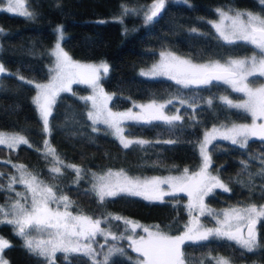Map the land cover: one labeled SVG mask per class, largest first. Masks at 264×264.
<instances>
[{"label": "trees", "instance_id": "16d2710c", "mask_svg": "<svg viewBox=\"0 0 264 264\" xmlns=\"http://www.w3.org/2000/svg\"><path fill=\"white\" fill-rule=\"evenodd\" d=\"M153 1L24 0L25 8L35 12V19L0 10V65L6 71L0 74V131L24 134L34 145L32 148L21 145L14 151L0 146V184L5 189L0 191V205L14 200V192L7 191V185L13 172L11 165L18 163L46 182L58 183L73 201L70 210L74 214L100 217L111 213L142 226L159 225L170 234L183 230L188 218L183 194L165 197V203L138 196H117L101 206L92 193L85 194L91 188V173L123 169L131 175L164 176L180 174L184 168L192 172L199 165L197 144L205 129L223 121L250 123V117L235 109L221 105L214 110L207 106L205 101L210 97L240 98L221 82L183 89L174 81L142 77L139 72L155 61L162 50L191 56L198 62L249 53L250 47L243 42L228 45L219 40L209 21L216 18V9L259 13L264 5L258 0H165L160 15L153 23L146 24L143 12ZM121 5L138 9L139 14L121 17ZM57 25H62L64 31L61 46L74 60L104 61L109 65V73L102 78L101 86L112 96L109 107L113 111L128 109L133 102H150L152 99L164 102L174 98L179 90L187 99L195 98L199 103L195 115L191 107L174 99L165 112L173 114L179 108L183 120L176 122L177 127L172 131L162 122L151 125L126 122L125 132L130 133L129 137L150 143L144 148L133 145L125 149L102 132V128L92 131L84 102L80 99L88 89L85 85L74 84L73 92L61 93L53 107L49 118L51 134L47 139L65 164H75L90 171L79 184L74 183L76 177L71 169H63L64 174L58 182L49 180L48 168L52 162L50 157L47 160L43 157L44 136L32 102L34 89L21 77L35 82L48 78L51 56L47 52L55 40ZM164 140L176 142L163 143ZM209 151L212 157L210 171L219 175L231 191L214 190V194L205 198L208 206L221 209L264 204V176L258 175L264 168V141L253 138L241 149L227 141L216 140L209 145ZM245 165L247 172L243 170ZM249 182L255 185L251 189L245 187ZM202 220L209 224L205 217ZM111 224L113 231L123 230L119 221ZM257 234L259 247L251 253L226 240L188 242L184 245L188 264H213L212 259L216 257L230 258L232 264H264V221L257 224ZM0 237L11 244L3 252L9 264H43L41 259L26 252L23 241L13 234L12 226L0 224ZM64 256V253H57L55 264H91L80 254H68L67 260ZM113 259L130 264L123 257Z\"/></svg>", "mask_w": 264, "mask_h": 264}, {"label": "snow or ice", "instance_id": "6c2138e0", "mask_svg": "<svg viewBox=\"0 0 264 264\" xmlns=\"http://www.w3.org/2000/svg\"><path fill=\"white\" fill-rule=\"evenodd\" d=\"M3 2L4 0H0V3ZM260 3L264 5V0H260ZM121 8V17L139 14L138 9L129 8L127 5H121ZM164 8L165 0H156L151 8L144 11V22L153 23L154 18L158 17ZM3 10L17 13L27 19H35L36 15L34 11L25 8L24 0H7V7ZM216 11L218 21L209 23L215 29L217 38L228 45L237 42L251 45L255 50L251 57L230 56L224 60L210 59L207 62H198L191 56L162 50L158 62L146 71L141 70L140 75L167 77L183 89L209 86L214 81L226 84L232 92L242 94L243 98L234 100L229 95H221L210 97L205 103L214 110L221 105L227 109L238 110L244 113L245 117H251V122L213 125L210 130H206L203 138L198 141L201 163L196 171L190 172L188 168H184L179 175L141 178L130 176L123 169H108L100 174L91 173V188L85 193H92L101 206L117 196H138L151 202L165 203V197H177L183 193L187 196L186 208L189 216L183 230L179 234H170L163 231L159 225L143 227L138 222L111 213L100 217L74 214L70 210L73 201L64 194L58 183L46 182L24 165H13L19 173V178L11 176L7 191H12L13 185L19 183L24 186L25 192H16L15 200L7 205H0V224L12 226L13 234L23 241V247L29 255L41 259L43 264H55L57 253H64L66 260L68 254H80L90 260L91 264H122V261L113 259L114 257H127L130 264H188L184 251V245L188 242L195 244L212 239L226 240L234 242L240 249L249 253L259 247L256 225L264 221V204L238 205L217 213L207 207L205 198L214 194L217 188L224 192L231 191L219 175H213L210 171L212 157L209 145L213 141H230L241 149L246 148L253 138L264 141V81L249 80V77H264V8H261L259 13L233 9ZM55 31L58 35L57 42L50 52L54 60L49 67L48 82L25 81L32 84L36 90L32 102L39 113L42 131L46 135L51 134L49 118L58 97L61 93L73 92L74 84L87 85L91 89L90 95L80 99L84 102L92 131H100L96 127L99 124L105 125L106 133L117 138L125 149L133 145L144 148L150 143L143 139L128 138L130 133L125 132L126 122L144 125L162 122L172 131L177 127L176 122L183 120L179 108L175 114L165 112L174 99L181 105L191 107L192 114L195 115L199 103L195 98L187 99L179 90L174 98L164 102L152 99L145 104H133L139 111H113L109 107L112 96L101 86L102 78L107 77L109 73V65L104 61L82 63L74 60L61 46L64 39L63 26L58 25ZM4 71L3 65H0V73ZM257 84L259 86H255ZM216 101H219V104ZM21 145L29 148L34 146L24 134L8 135L0 132V146L14 151ZM43 157L46 160L51 158L52 164L48 168V179L51 181L58 182L59 177L64 174L63 169H71L76 177L74 183L79 184L90 171L75 164H65L48 139H44ZM243 170L247 172L246 165ZM258 175L264 176V168ZM254 186L251 182L245 185L250 189ZM4 190V186L0 184V191ZM203 216L212 217L216 226L205 227L200 220ZM112 221L122 222L123 230L113 231ZM137 228H141L145 235L137 233ZM97 237H102L104 243L94 247ZM125 240L128 242L127 247L119 243ZM10 246L8 240L0 238V264H9L4 259L3 252ZM128 248L138 254L135 259L128 255ZM216 264H232V261L227 257H218Z\"/></svg>", "mask_w": 264, "mask_h": 264}, {"label": "rangeland", "instance_id": "374dc122", "mask_svg": "<svg viewBox=\"0 0 264 264\" xmlns=\"http://www.w3.org/2000/svg\"><path fill=\"white\" fill-rule=\"evenodd\" d=\"M259 2H260V0H258ZM156 2V0L155 1H153V2H151L150 4H149V6H147L146 7V9L145 10H147V9H149V8H151V6L153 5V3H155ZM25 5V4H24ZM7 7V0H4V2L3 3H0V10H3V9H5ZM217 10V9H216ZM3 11H5V10H3ZM237 11H240V12H248V11H245V10H237ZM6 12H8V11H6ZM217 12V11H216ZM8 13H11V14H17V13H14V12H8ZM144 13V12H143ZM17 15H19V14H17ZM143 21H144V15H143ZM210 21H218V14H217V16H216V18L214 19V20H210ZM211 25V24H210ZM58 26V25H57ZM57 26H55V28H54V32H55V40H54V42L52 43V46L48 49V54L50 55V52H51V50L54 48V45H55V43L57 42V33H56V31H55V29H56V27ZM214 31H215V29H214ZM216 33V32H215ZM217 35V34H216ZM249 47H250V52L249 53H246V54H243V55H241V56H235V57H233V58H244V57H251V55L253 54V51H255L254 49H253V47L251 46V45H248ZM161 51H159L158 52V54H157V58L155 59V61H153L152 63H150L148 66H146V67H144V68H141L140 69V72H141V70H148L154 63H156V62H158V60H159V53H160ZM187 57V56H186ZM54 60V57H51V64H52V61ZM224 60V59H223ZM76 61H79V62H82V63H100V62H96V61H81V60H76ZM208 60H205V61H201V62H207ZM51 64L48 66V78H49V67L51 66ZM6 71H4L3 73H5ZM140 72H139V74H140ZM0 74H2V73H0ZM142 77H147V76H142ZM48 78L45 80V81H42L43 83H47L48 82ZM149 78H155V77H149ZM158 78H166L167 79V77H158ZM21 80H23L24 82L25 81H31V80H28V79H25V78H23V79H21ZM249 80L251 81V80H262V81H264V77H249ZM27 84H29V83H27ZM223 84V83H222ZM29 85H31L32 87H33V89H34V95H33V97L35 96V94H36V90H35V88H34V86L32 85V84H29ZM226 85V84H225ZM86 87H87V89H88V92L84 95V96H86V95H90L91 94V89L87 86V85H85ZM226 86H228V85H226ZM255 86H259L258 84L257 85H255ZM229 87V86H228ZM229 89H230V91H231V88L229 87ZM238 95H240V98H232V99H234V100H239V99H242L243 98V96H242V94H240V93H238ZM32 101H33V98H32ZM145 103H148V102H133L132 104H131V106L128 108V109H125V110H122V111H127V110H129V109H132L133 111H139V109L138 108H134L133 107V104H145ZM34 105V104H33ZM35 107V106H34ZM36 109V108H35ZM37 111V110H36ZM238 111V110H237ZM176 113V111L173 113V114H175ZM37 114H38V117H39V120H40V124H41V130H42V121H41V119H40V116H39V113L37 112ZM251 118V117H250ZM230 122H236V123H244V122H237V121H223V122H220V123H217V124H214V125H216V126H219V125H221V124H228V123H230ZM213 125H211L210 127H208L207 129H205L203 132H202V135H201V139L203 138V135H204V132L206 131V130H210L211 129V127H212ZM96 127H100V128H102L103 130H102V132H104L105 134H107V135H109V136H111V137H113L119 144H120V142H119V140L117 139V138H115L113 135H111V134H108V133H106V131H105V129H106V126L105 125H103V124H99V125H97ZM0 132H4V133H6V134H8V135H12V134H18V133H12V132H5V131H0ZM42 133H43V131H42ZM43 143H44V139H47V136L48 135H46L45 133H43ZM128 138H130V139H133V140H136V139H140V138H136V137H128ZM200 139V140H201ZM224 141H226V140H224ZM227 142H229L230 143V141H227ZM121 145V144H120ZM122 146V145H121ZM197 153H198V156H199V165H198V167L194 170V171H196V170H198V168H199V166H200V163H201V157H200V154H199V147H198V144H197ZM13 165H21V164H18V163H13L12 165H11V168H12V170H13V172H12V174L9 176V179L11 178V176H13V175H15V176H17V179L19 178V173L17 172V170H16V168H14L13 167ZM108 169H105V170H101V171H98V172H95V173H98V174H100V173H103V172H105V171H107ZM114 171H117V170H114ZM128 174V173H127ZM181 174V173H180ZM213 174V173H212ZM128 175H130V176H133V177H141V178H145V177H152V176H139V175H131V174H128ZM171 175V174H170ZM173 175V174H172ZM174 175H179V174H174ZM214 175V174H213ZM164 176H168V175H164ZM165 188H166V186H164ZM216 190V189H215ZM217 190H221V189H218L217 188ZM13 192H14V200L17 198L16 197V192H21V193H24L25 192V188H24V186L23 185H21V184H19V183H16L15 185H13V190H12ZM181 194H183V193H181ZM183 196L185 197V206L187 205V202H188V200H187V196L185 195V194H183ZM142 198V197H141ZM206 204V203H205ZM207 205V204H206ZM207 207L208 208H210V209H212L213 211H215V212H217V213H220V212H222V210H224V209H226V208H221V209H215V208H212V207H210V206H208L207 205ZM227 208H232V207H227ZM193 215H196V213H193ZM203 217H205L206 219H207V221H208V223L209 224H206L205 223V221H203L202 220V218ZM203 217H200V220H201V222L203 223V225L205 226V227H214V226H216V222H215V220L214 219H212V217H210V216H203ZM188 220H189V216H188V218H187V222H188ZM120 222V221H119ZM186 222V223H187ZM121 224H122V222H120ZM6 224V223H5ZM123 225V224H122ZM11 226V225H10ZM102 227H104V225H102ZM143 227H148V226H143ZM151 228V227H150ZM137 233H139V234H141V235H145V233H143L142 232V229L141 228H137ZM180 233V232H179ZM179 233H177V234H179ZM1 238V237H0ZM38 238H40V237H38ZM43 238H46V237H43ZM4 239V238H3ZM102 243H104V240H103V238L102 237H97V244L96 245H94V247H98V244H102ZM120 244H122V245H124L125 247H127V244H128V242L125 240V241H120L119 242ZM127 251H128V255L130 256V257H132L133 259H135L136 257H137V255L138 254H136V253H134V252H132L131 251V249L130 248H128L127 249ZM123 258H126V259H128L127 257H123ZM218 257H216V258H213L212 259V261H213V264H216V259H217Z\"/></svg>", "mask_w": 264, "mask_h": 264}, {"label": "flooded vegetation", "instance_id": "af4514ba", "mask_svg": "<svg viewBox=\"0 0 264 264\" xmlns=\"http://www.w3.org/2000/svg\"><path fill=\"white\" fill-rule=\"evenodd\" d=\"M256 230H257V225H256Z\"/></svg>", "mask_w": 264, "mask_h": 264}]
</instances>
